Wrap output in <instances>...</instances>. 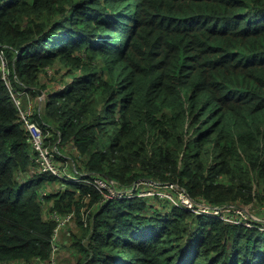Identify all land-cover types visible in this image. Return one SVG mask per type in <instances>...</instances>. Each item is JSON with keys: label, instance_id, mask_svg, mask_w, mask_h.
I'll use <instances>...</instances> for the list:
<instances>
[{"label": "trees", "instance_id": "1", "mask_svg": "<svg viewBox=\"0 0 264 264\" xmlns=\"http://www.w3.org/2000/svg\"><path fill=\"white\" fill-rule=\"evenodd\" d=\"M0 45L24 107L47 66L69 67L34 112L63 169L118 190L174 183L214 206L264 205V0H0ZM28 137L0 74V264L51 256L41 191L58 178L38 169ZM64 185L45 200L84 228H66L76 264H264L259 227L156 206L138 189Z\"/></svg>", "mask_w": 264, "mask_h": 264}, {"label": "built area", "instance_id": "2", "mask_svg": "<svg viewBox=\"0 0 264 264\" xmlns=\"http://www.w3.org/2000/svg\"><path fill=\"white\" fill-rule=\"evenodd\" d=\"M19 54H16L18 57ZM0 74L3 79L6 81L7 85L11 89V94L16 105L20 111V117L23 122V126L29 133V140L34 147L36 154L35 160L37 162L38 169L41 171H48L55 175L59 180L64 183H87L92 184L101 191L108 190L106 192L107 198L112 197H125L135 195L137 192L135 187L137 184L145 183L153 186V190L149 193L155 195H161L165 198L171 200L175 205L180 208L189 210L191 212L197 214H207L211 216L218 217L221 220H224L227 223H234L237 225H246L249 227H259L264 230V223L259 221V218L255 216L251 211L250 206H236L232 204H227L224 206H214L202 200H196L191 197L184 189L180 188L178 185L174 183H158L151 181H143L137 183L132 189L118 190L114 186V182L105 181L101 178L89 179L85 174H76L69 172L63 169L56 161L55 154L53 150L50 149L49 145H47V139L49 137V131L45 129L34 117V109L31 103L28 106L24 107L22 104V95L27 93L24 89L22 91H15L11 81V69L7 60L5 48L0 45ZM45 93L39 95L44 96ZM63 183V184H64ZM138 194H141L139 192ZM260 210L264 211V205H255ZM233 211V213H232ZM241 212V213H240ZM74 213L69 214H61L57 211L52 213L51 218L56 221V225L52 232V241H51V256L46 261L47 264H60L59 260V251L61 245L59 243V238L61 236V231L65 228V226L72 220ZM43 261L39 260V264ZM33 263V262H31ZM29 262H25L24 264H31Z\"/></svg>", "mask_w": 264, "mask_h": 264}, {"label": "rangeland", "instance_id": "3", "mask_svg": "<svg viewBox=\"0 0 264 264\" xmlns=\"http://www.w3.org/2000/svg\"><path fill=\"white\" fill-rule=\"evenodd\" d=\"M19 57V56H18ZM17 58V57H16ZM69 67L66 66L64 63L62 62H56L54 65H50L47 66L45 68V70L43 72H41L40 75V80L42 83L46 84V89L44 91V93L47 92H51L52 91H60L61 88L65 85V83L71 81L73 79V75L68 73ZM48 93V94H49ZM48 94L44 95V96H36V98L34 97H27L29 98L28 101V105L29 103L32 104L34 112L36 111V109H42L44 110V108L47 105V102L49 100ZM49 126H47L48 128ZM59 180V179H58ZM135 189H138L141 194V196H145L147 198L150 199L151 202H153V204H155L156 206H159L158 202L159 199H161L160 204H162L163 200H168L171 203H173L171 200H169L168 198H165L161 195H155V194H151L149 193L150 191L153 190V186L149 185V184H145V183H140L137 184V186L135 187ZM155 196H158V198L155 199ZM151 204L149 208H147V211L150 214H153L155 212V209L159 208H155L154 205ZM250 211L259 218V221L264 223V211L260 210L257 206H253L250 207ZM233 213V211H232ZM241 213V212H240ZM73 218L70 223H68L65 228L61 231V236L59 238V243L61 245L60 251H59V263L60 264H76L77 262V254H76V247L73 245L74 239L71 238L70 242H68L66 244L65 242V235L63 234V231L67 228V226H70V229L73 228L74 229V233H76L77 237H84V228L81 227V225H79L78 221ZM84 221L85 224L88 225L90 222V218L88 219V212L85 213L84 215ZM85 241H87V237L84 238ZM31 264H35V263H31ZM41 264H47L46 261L42 262Z\"/></svg>", "mask_w": 264, "mask_h": 264}, {"label": "crops", "instance_id": "4", "mask_svg": "<svg viewBox=\"0 0 264 264\" xmlns=\"http://www.w3.org/2000/svg\"><path fill=\"white\" fill-rule=\"evenodd\" d=\"M31 172H34V168H31ZM64 182L61 181V180H58V182H54L52 183L51 185H49L48 187L44 188L42 191H41V199L43 200V203H44V211H45V215L46 217H50L52 216V213L54 212V210H50V208H48V205L46 203V200H45V196L46 195H49L50 192H58L60 190H63L66 186L63 184ZM63 234L65 235V240L67 238V235L70 234L69 231H66V229L63 231ZM25 262H23L24 264ZM35 264H37L36 262H33Z\"/></svg>", "mask_w": 264, "mask_h": 264}]
</instances>
